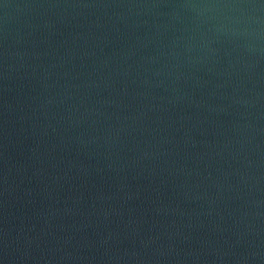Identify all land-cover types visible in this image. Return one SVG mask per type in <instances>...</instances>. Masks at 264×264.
I'll return each instance as SVG.
<instances>
[{"label":"water","instance_id":"1","mask_svg":"<svg viewBox=\"0 0 264 264\" xmlns=\"http://www.w3.org/2000/svg\"><path fill=\"white\" fill-rule=\"evenodd\" d=\"M0 264H264V0H0Z\"/></svg>","mask_w":264,"mask_h":264}]
</instances>
